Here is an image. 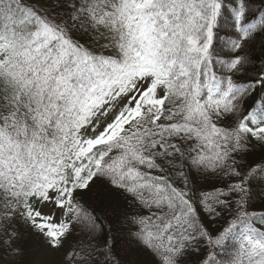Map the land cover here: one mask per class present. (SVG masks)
I'll use <instances>...</instances> for the list:
<instances>
[{"label": "snow or ice", "instance_id": "6c2138e0", "mask_svg": "<svg viewBox=\"0 0 264 264\" xmlns=\"http://www.w3.org/2000/svg\"><path fill=\"white\" fill-rule=\"evenodd\" d=\"M56 255L264 264V0H0V264Z\"/></svg>", "mask_w": 264, "mask_h": 264}, {"label": "trees", "instance_id": "16d2710c", "mask_svg": "<svg viewBox=\"0 0 264 264\" xmlns=\"http://www.w3.org/2000/svg\"><path fill=\"white\" fill-rule=\"evenodd\" d=\"M85 199L87 200L88 197H85ZM115 199L114 196H100L99 197V200H96V199H92V200H89V203H91L94 207H101V206H107V205H110L111 202ZM102 202V204H101ZM124 246L123 245H118L117 249H116V253L121 256V257H125L127 260H131V261H134V260H137L139 259V255L137 252L129 249L127 250V254H125L124 251H122L121 249L123 248ZM58 264V262H57Z\"/></svg>", "mask_w": 264, "mask_h": 264}, {"label": "rangeland", "instance_id": "374dc122", "mask_svg": "<svg viewBox=\"0 0 264 264\" xmlns=\"http://www.w3.org/2000/svg\"><path fill=\"white\" fill-rule=\"evenodd\" d=\"M62 257L60 255H56L53 257V261L54 262H59V260L61 259Z\"/></svg>", "mask_w": 264, "mask_h": 264}]
</instances>
